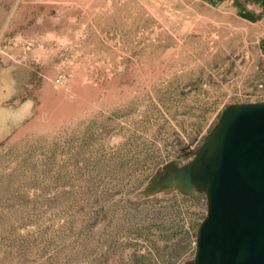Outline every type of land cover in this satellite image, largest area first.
<instances>
[{"label": "rangeland", "instance_id": "rangeland-1", "mask_svg": "<svg viewBox=\"0 0 264 264\" xmlns=\"http://www.w3.org/2000/svg\"><path fill=\"white\" fill-rule=\"evenodd\" d=\"M238 6L0 0V264L264 254V10Z\"/></svg>", "mask_w": 264, "mask_h": 264}, {"label": "crops", "instance_id": "crops-1", "mask_svg": "<svg viewBox=\"0 0 264 264\" xmlns=\"http://www.w3.org/2000/svg\"><path fill=\"white\" fill-rule=\"evenodd\" d=\"M229 3L239 4V12H259L264 10V0H226ZM236 10V8H235Z\"/></svg>", "mask_w": 264, "mask_h": 264}, {"label": "bare ground", "instance_id": "bare-ground-1", "mask_svg": "<svg viewBox=\"0 0 264 264\" xmlns=\"http://www.w3.org/2000/svg\"><path fill=\"white\" fill-rule=\"evenodd\" d=\"M244 145H245V144H244ZM243 149H244V148H243ZM241 158H242V157H241ZM241 158H239V159L241 160ZM242 161H243V160H242ZM252 161H254V160L252 159ZM237 162H238V161H237ZM254 162H256V161H254ZM238 163H240L239 166H240V168H241V172H243V173H244V172H245V173L247 172V174H248L249 172H248V170L246 171L245 165L241 164V162H238ZM250 165H251V164H250ZM252 165H253V164H252ZM252 165H251V166H252ZM257 165H258V164H257ZM258 166H259V165H258ZM238 168H239V167H238ZM249 168H250V166H249ZM254 168H255V167H254ZM255 173H256V172H255ZM255 173H254V174H255ZM256 176H258V174H257ZM247 177H248V175H247ZM255 178H256V177H255ZM257 178H258V177H257ZM253 179H254V178H253ZM249 180H250V179H249ZM256 181H257V180H256ZM257 182H258V181H257ZM254 184H255V183H254Z\"/></svg>", "mask_w": 264, "mask_h": 264}, {"label": "water", "instance_id": "water-1", "mask_svg": "<svg viewBox=\"0 0 264 264\" xmlns=\"http://www.w3.org/2000/svg\"><path fill=\"white\" fill-rule=\"evenodd\" d=\"M237 165V164H236ZM252 264H264V254Z\"/></svg>", "mask_w": 264, "mask_h": 264}]
</instances>
